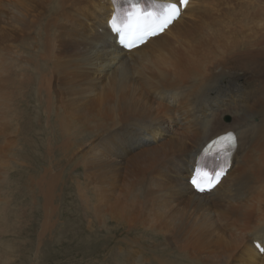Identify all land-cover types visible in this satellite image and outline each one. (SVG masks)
Masks as SVG:
<instances>
[{
    "label": "bare ground",
    "instance_id": "obj_1",
    "mask_svg": "<svg viewBox=\"0 0 264 264\" xmlns=\"http://www.w3.org/2000/svg\"><path fill=\"white\" fill-rule=\"evenodd\" d=\"M155 1L180 8L178 0ZM231 6L234 0H189L167 29L131 52L107 25L115 8L110 0H0V42L25 54L24 73L15 74L8 91L0 89V112L27 127L33 100L49 114L52 99L64 94L61 83L66 90L88 84L86 108L73 103L62 111L65 118L93 119L88 168L95 216L106 219V233L113 223L120 233L144 224L153 236L172 241L184 264H264V252L253 247L264 246V33L257 37V27L238 35L232 23L225 30L219 18ZM104 12L110 17L103 21ZM228 131L236 135L229 169L211 192H196L188 180L197 154ZM45 176L37 182L47 201ZM3 215L1 236L10 231ZM135 239L108 246L105 264H151L128 250ZM10 248L2 264L11 261Z\"/></svg>",
    "mask_w": 264,
    "mask_h": 264
},
{
    "label": "rangeland",
    "instance_id": "obj_2",
    "mask_svg": "<svg viewBox=\"0 0 264 264\" xmlns=\"http://www.w3.org/2000/svg\"><path fill=\"white\" fill-rule=\"evenodd\" d=\"M250 1L234 0V6H231L230 12L224 11V15L219 19L223 22L222 26H225V30H227L232 23L235 30L239 32L238 35L242 34L240 31H244V36H246L245 34H247V32L255 33L257 31V37L264 33V22L262 23V21H264V0ZM229 6L227 9L230 8ZM259 16L262 17V19ZM100 17L104 21L106 17H110V13L104 12ZM99 21L100 24H102L103 21ZM213 27L215 26L213 25ZM218 28H220V26H218ZM249 28L253 30H249ZM92 31L96 32V27H94ZM14 49L11 42H0V89L3 88V90L6 91L9 90V81L17 78L15 74L20 76L22 72L24 73L23 61L25 54L21 49ZM130 56L129 54L126 58L129 59ZM1 58H3V60ZM121 59H123V55L119 57V60ZM6 79H8V82ZM63 86L64 85L61 83L62 92L64 93L62 99L59 92L51 101V110L49 114H45L41 111L42 109H40V105L37 101L33 100L31 102L29 105L30 113L27 116V120L31 121V125L27 127L23 126L21 119H13L8 112H0V118L3 116L0 120V168L2 166L0 172V185L2 184V186H0V191L2 192H0V216H2V213L4 214L3 217L7 216L5 217L7 220L6 225L8 224V226H10V229L8 228L10 231L6 230V232H8L4 236L0 234V240L2 241H0V264H2L4 260L5 248H10L11 246L12 257L10 259L11 261L9 260L10 262L7 264H105L108 246L122 247L121 245L124 244L122 241L125 239V236L137 239H135L134 246L132 245L128 250H135L137 252L136 255L144 260L151 259V264H155L154 259L157 260L156 264L186 263L184 255L178 252L179 248L175 245L172 246V241H164L163 238L159 236H153L146 227L142 228L144 224H139L138 226L128 229L125 228L126 231L120 233L119 230L122 228L117 226L116 223H113L107 226V228L109 227L108 229H111V232L109 233L107 229L106 233V219L96 217L92 209L93 204H91L94 203V189H92V183H90L91 174L88 167L94 132V130L91 129V126H93L92 116L83 114L79 119H72V116L69 117L67 115V121L68 119L70 121L67 122L65 118L66 115L64 111H62L63 109L66 110L67 106L73 105V103V107L75 106L74 108H76L77 105L78 108H86V104H88L87 101L89 100L87 99L90 91L89 85L80 84L77 88H74L75 85L73 87L68 86L66 87L67 90L65 89L66 85ZM78 88L79 91H77ZM80 89L82 91H80ZM70 90L73 91L71 92ZM79 96H84V98H80ZM69 99H73L74 101L69 102ZM78 102L82 103L79 105ZM55 113L58 115H54ZM89 118H91V120ZM76 120L78 121L76 122ZM79 120L81 123H79ZM222 120L224 123L231 122L230 118L227 116H224ZM72 124L73 127L71 126ZM214 130V133H218L221 131V128L217 127ZM47 141H49V143ZM184 172L185 169L183 173ZM43 173L46 175L44 178L47 183L49 182L50 184H47L49 188L47 191L50 192L47 201L45 196L42 195L43 187L39 189L40 184L38 183L40 182H37L40 181L39 178L41 179L42 176H44ZM49 177L51 178L49 179ZM48 180H52V183ZM31 193L33 195H30ZM28 210H30V212ZM98 223L101 224L98 226ZM42 225H46L45 229ZM107 240L110 241L109 244H105L108 243ZM8 241L10 246L4 247L6 245L4 242L9 245ZM2 243H4V245ZM119 243H121V245ZM97 246H99V252L97 256L94 257L92 254L93 249ZM253 247L257 252L261 253V255L263 254V252L257 248V243H254ZM102 248H104V250ZM136 249H138L139 252ZM253 258L254 256L252 255L249 261ZM190 264H193V262H190ZM249 264H252V262Z\"/></svg>",
    "mask_w": 264,
    "mask_h": 264
},
{
    "label": "snow or ice",
    "instance_id": "obj_3",
    "mask_svg": "<svg viewBox=\"0 0 264 264\" xmlns=\"http://www.w3.org/2000/svg\"><path fill=\"white\" fill-rule=\"evenodd\" d=\"M181 7L186 6L189 3V0H179ZM130 3L132 4V7H137V4L135 0H130ZM136 15V13L129 12L127 14V18L121 19L118 22V19L116 16H113V18L108 22L109 27L111 28L112 32L116 33L120 37V44L124 47H129V44L127 43V37L129 33L135 32L138 35H136L135 39H133L132 43L135 44L136 40H139L140 42L144 41V36L140 33H147L151 32V35L155 36L159 34L160 32H163L165 28L168 27L169 24L173 22L174 19L178 18L180 15V11L177 8L176 4H168L165 6L164 10L156 15V14H149L150 17V23H144L142 24L141 21L137 20L135 27L129 25V21L131 20L132 16ZM140 15H143L141 13ZM149 17H146L145 19H149ZM126 25H129V27L125 28ZM138 130V129H137ZM222 147L221 151L223 153L229 152L236 143V138L231 134H227L226 136H222L219 138V141H216L215 143H221ZM223 175V169L216 175L212 176L209 175L206 178L201 176L199 169H197V173L193 178L191 179L190 183L192 184L193 188L200 193H204L205 191L211 192L221 181V177ZM257 248L261 252H264V246H261L260 244H257Z\"/></svg>",
    "mask_w": 264,
    "mask_h": 264
}]
</instances>
